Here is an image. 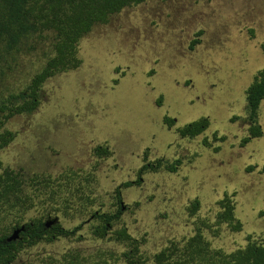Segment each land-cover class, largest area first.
Wrapping results in <instances>:
<instances>
[{
	"label": "rangeland",
	"instance_id": "1",
	"mask_svg": "<svg viewBox=\"0 0 264 264\" xmlns=\"http://www.w3.org/2000/svg\"><path fill=\"white\" fill-rule=\"evenodd\" d=\"M51 42L49 34L22 53L8 82L20 86L35 74L51 56ZM78 51L81 67L48 80L38 110L8 122L15 139L0 151V166L26 179H51L58 193L44 203L48 191L21 224L46 222L49 212L62 227L81 229L21 250L15 264H60L75 250L125 251V244L93 236L99 224L93 213L115 214L117 187L136 181L145 163L160 158L182 165L176 173L145 172L140 185L122 188L123 211L113 228L126 227L143 240L141 253L150 263L170 244L184 245L202 221L212 224L225 194L243 230L224 224L219 236L203 229L204 237L225 252L244 248L250 238L264 243V100L262 137L240 146L248 135L246 89L264 68V0H146L96 25ZM166 115L177 121L171 129ZM202 117L210 120L203 134L179 137L178 128ZM215 132L225 140L214 142ZM97 146L108 147L110 156L97 157ZM195 199L200 209L190 216ZM15 217L3 216L0 233L11 234Z\"/></svg>",
	"mask_w": 264,
	"mask_h": 264
},
{
	"label": "trees",
	"instance_id": "2",
	"mask_svg": "<svg viewBox=\"0 0 264 264\" xmlns=\"http://www.w3.org/2000/svg\"><path fill=\"white\" fill-rule=\"evenodd\" d=\"M146 0H0V151L7 148L15 139V133L9 130L8 122L19 115L33 114L38 110L43 99L45 83L58 74L76 70L81 67L79 57L80 41L93 31L96 25L107 24L110 18L125 8L140 5ZM52 35V54L43 66L20 86L17 82L10 84L9 72L17 67L21 54L35 47V43L44 41ZM201 34V33H199ZM39 40V41H37ZM197 40L190 45L194 49ZM264 100V68L259 70L252 83L246 89V118L248 135L242 139L241 147H245L251 140L263 135L258 122L259 110ZM160 101H158L159 106ZM235 120V118H233ZM164 124L171 129L177 123L175 118L164 116ZM210 127V120L202 117L177 129L180 138L194 139L203 134ZM225 137L213 134V141H224ZM205 147L212 144L203 140ZM215 152L219 151L216 147ZM94 154L99 158L110 156L106 146H97ZM146 162V157H145ZM182 165L181 159L173 161L160 158L154 162L145 163L139 170L136 181L125 182L115 190L119 202V209L115 214L93 213V218L99 224L93 228L92 234L97 239L112 240L125 244L127 249L120 254L111 250H97L93 255H84L80 251L68 252L62 256L60 264H264V243H258L251 238L244 248L232 252L214 249L204 235L203 229H212L214 236H219L220 227L224 224L235 233L243 230V223L236 216V208L232 196L225 194L218 201L220 211L215 221L209 224L199 223L193 236L184 245L172 243L160 250L152 257V262L143 257L141 246L143 240L132 237L126 227L113 230L114 223L120 219L123 208L121 206V189L141 184L143 173L164 170L176 173ZM253 166L247 168L252 170ZM264 172V167L262 168ZM51 179L31 177L26 179L16 170L0 166V223L3 216L16 214L15 226L12 231L24 226L20 238L8 242V234L0 233V264H15L17 255L25 248L32 247L40 241L53 242L57 237H75L81 225L72 230L66 229L58 223L47 228L41 218H35L21 224V220L30 210L36 208L40 202L55 201L58 193L51 191ZM30 191V193H28ZM49 193L48 201L43 203L44 196ZM38 201V202H37ZM66 202H68L66 200ZM67 208V207H66ZM200 209L198 199L192 201L188 207V214L195 216ZM58 213L59 210L53 209ZM47 212V221L50 218ZM58 219V218H57Z\"/></svg>",
	"mask_w": 264,
	"mask_h": 264
},
{
	"label": "water",
	"instance_id": "3",
	"mask_svg": "<svg viewBox=\"0 0 264 264\" xmlns=\"http://www.w3.org/2000/svg\"><path fill=\"white\" fill-rule=\"evenodd\" d=\"M58 219H52V220H48L45 225L47 228H50L52 225H54L55 223H57ZM24 226H21L20 228L16 229L15 231H13V233L7 238L8 242L11 241H16L20 238V233L24 231Z\"/></svg>",
	"mask_w": 264,
	"mask_h": 264
},
{
	"label": "flooded vegetation",
	"instance_id": "4",
	"mask_svg": "<svg viewBox=\"0 0 264 264\" xmlns=\"http://www.w3.org/2000/svg\"><path fill=\"white\" fill-rule=\"evenodd\" d=\"M46 222H47V221H46ZM57 223H58V221H57ZM55 224H56V223H55ZM12 233H13V231L11 232V234H12ZM11 234H10V235H11ZM10 235H8V237H9Z\"/></svg>",
	"mask_w": 264,
	"mask_h": 264
}]
</instances>
